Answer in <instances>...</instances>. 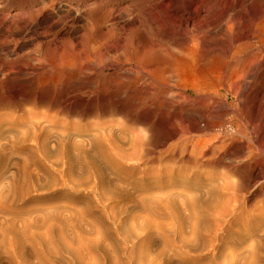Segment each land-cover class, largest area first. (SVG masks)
<instances>
[{
  "label": "bare ground",
  "instance_id": "1",
  "mask_svg": "<svg viewBox=\"0 0 264 264\" xmlns=\"http://www.w3.org/2000/svg\"><path fill=\"white\" fill-rule=\"evenodd\" d=\"M26 1L17 0V6ZM55 1L51 0V7L56 6ZM85 1L90 25L81 51L71 45L61 49L53 45L47 56L34 60L38 68L33 71L28 70L31 65L27 61L0 71V107L41 102L48 107L59 105L66 115L74 111L99 117L120 113L127 121L143 126L160 125L176 113L181 125L168 128L163 139L178 138L171 150L183 164L195 169L189 178L208 188L215 214L225 218L241 210L247 215V225L235 240L245 246L247 255L236 263L264 264V125L260 119L264 66H259L255 52L258 46L264 53V0H255L249 7L238 0ZM6 4L7 0H0V10ZM0 14L5 33L9 21L21 27L29 23L24 14ZM245 49L253 54L248 68ZM111 51H116L117 57L104 65L103 58ZM17 117L7 120L0 116V235L4 242L9 239L10 263L107 264V247L92 237L76 213L65 217L43 212L38 217L15 218L18 224L6 219L14 215L10 207L36 187L37 176L30 163L19 165L16 153L26 142L38 144L46 155L53 143L60 147L70 139H79L80 143L102 145L111 162L116 155L113 163L155 159L146 135L130 139L125 149L118 145L112 124L97 125L90 134L87 128ZM252 122L259 131L250 132ZM252 149L257 153L252 154ZM237 153L247 155L234 166L233 177L223 173L219 180L213 172H204ZM229 161L228 167L233 168ZM253 196L260 198L251 203ZM185 208L190 210L188 205ZM205 210L182 216V229L190 239L181 241V247L188 254L203 250L206 233L215 241L219 238L211 226L206 224L205 229L202 225L210 213L208 207ZM2 244L0 241V260L2 252L6 254ZM235 245L238 254L241 247ZM95 254H100L97 256L104 263Z\"/></svg>",
  "mask_w": 264,
  "mask_h": 264
},
{
  "label": "rangeland",
  "instance_id": "2",
  "mask_svg": "<svg viewBox=\"0 0 264 264\" xmlns=\"http://www.w3.org/2000/svg\"><path fill=\"white\" fill-rule=\"evenodd\" d=\"M16 1L7 0L6 7L1 8L0 12L24 14L28 16L29 23L21 27L18 24L11 25L9 21L10 29L7 33L3 32L6 26L0 27V71L6 72L11 66H21L26 61L31 65L28 70L33 71L38 68L34 60L47 56L46 51L53 45L60 49L71 45L76 51H81V43L90 25L85 0H56L55 7H51V0H28L24 6H17ZM238 1L249 7L255 0ZM9 7L13 10L9 11ZM243 52L248 68L253 54L248 53L247 49ZM255 52L259 66H264V53L258 46ZM117 54L111 51L103 58V64H112ZM59 109V105L48 107L41 102L35 104L25 101L21 106H1L0 116L7 120L16 119L17 116L27 120L44 118L56 122L59 127L87 128L90 134L94 133L97 125L112 124L116 128L118 145L125 149L129 148L130 139L137 135L145 138L146 135L147 142L155 151V159L118 160L113 163L117 160L116 155L111 162L102 145L100 148L93 143H80L79 139H70L60 147L53 143L51 151L44 155L38 144L26 142L20 152L16 153L15 161L21 166L30 163L37 176L34 182L36 187L24 200L10 207L14 215L6 216L7 220L18 224L15 218L38 217L43 212H52L53 216L60 213L65 217L76 213L94 234L92 237L107 247V264L113 260L117 264H237L236 259L240 260L247 255L245 246L235 243L247 225V215L243 216L241 210L225 218L218 216V212L215 214L209 204L208 188L201 187L189 178L195 169L191 164H183L171 150L178 138L169 141L163 139L168 128L181 125L176 113L160 125L143 126L127 121L120 113H104L99 117L95 113L82 115L74 111L66 115ZM260 119L264 125V108L261 109ZM2 123L6 124L7 121L2 120ZM256 129L257 123L252 122L250 132L260 130ZM77 145H81L82 149ZM6 152L10 153L9 147H6ZM251 152L257 153L255 149ZM246 155L237 153L233 159L225 158L204 172H213V175L219 176V180L223 173L233 177L234 166H238ZM229 160L233 161V168L228 167ZM11 170L18 173L15 169ZM48 171L51 173H46ZM15 178L18 180L20 174ZM232 181L236 182L237 179ZM105 195L110 199L107 200ZM259 198L253 196L250 202L255 203ZM186 205L190 210L185 208ZM206 207L211 214L205 216L202 225L205 229L207 225L211 226L219 238L215 241L206 233L201 245L203 250L188 254L181 247V241L190 239L186 229H182V216L191 214L189 211L198 215L206 211ZM8 240L4 242L0 235L6 252H2L0 264H11L7 253ZM233 243L241 247L238 254L234 252ZM97 257L104 263L101 256ZM27 259L30 260V257L27 256ZM252 260L249 259L250 262Z\"/></svg>",
  "mask_w": 264,
  "mask_h": 264
}]
</instances>
